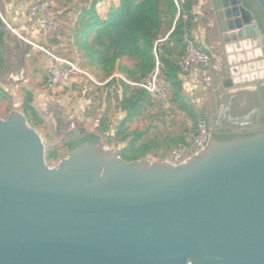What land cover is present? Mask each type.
<instances>
[{"label": "water", "instance_id": "1", "mask_svg": "<svg viewBox=\"0 0 264 264\" xmlns=\"http://www.w3.org/2000/svg\"><path fill=\"white\" fill-rule=\"evenodd\" d=\"M213 3L226 53L256 50L229 59L224 85L253 87L247 119L264 118V75L245 74L264 58V28L243 0ZM233 131L219 139L211 121L206 145L177 164L125 160L97 138L51 166L12 110L0 118V264H264V122Z\"/></svg>", "mask_w": 264, "mask_h": 264}, {"label": "rangeland", "instance_id": "2", "mask_svg": "<svg viewBox=\"0 0 264 264\" xmlns=\"http://www.w3.org/2000/svg\"><path fill=\"white\" fill-rule=\"evenodd\" d=\"M92 2L0 0V19L5 23L2 75L14 68L0 81V118L12 110L23 112L39 132L45 145L46 163L51 166L67 154L65 131L93 133L125 160L170 161L174 150L190 135L198 137L199 123L210 129L209 108H203L200 101L190 103L181 84L178 91L168 84L166 99L154 101L130 84L137 80L130 78L127 71L116 68L109 71L108 67L101 68L91 61L81 46V31L87 19L81 12L89 9ZM6 3L18 9L12 21L2 10ZM118 3L119 0H95L94 8L105 18ZM46 18L53 20V26L45 33L41 20ZM175 18L163 8V25L157 40L172 30ZM88 41L93 49H101L93 34ZM157 42L161 53L175 47ZM177 52L175 47L172 57ZM135 62L127 57L121 60L126 70ZM68 70L71 72L65 78L63 73ZM55 71L58 79H54ZM182 137L184 140L180 142Z\"/></svg>", "mask_w": 264, "mask_h": 264}, {"label": "trees", "instance_id": "3", "mask_svg": "<svg viewBox=\"0 0 264 264\" xmlns=\"http://www.w3.org/2000/svg\"><path fill=\"white\" fill-rule=\"evenodd\" d=\"M244 4L252 10L244 0ZM95 0L87 10H83L81 15L87 18L82 28L81 46L87 50L89 59L96 61L101 68L111 71L114 68L121 72L127 71L130 78L140 80L144 78L154 66V50L163 65V78L173 85L175 91L180 88L177 77L178 61L184 51L183 35L188 27V17L183 15L186 8L190 6V1L185 0H119L118 6L111 9L105 18H101L94 8ZM163 8H166L176 18L173 28L168 36L166 44L173 42V47L178 48L176 55L172 57V51L162 53L157 49V37L163 25ZM255 14V12L252 10ZM260 12V11H259ZM263 16V14L260 12ZM256 16V14H255ZM257 20V17H256ZM1 23V20H0ZM258 25H262L258 22ZM93 34L101 49H93L89 36ZM0 45H2V33H0ZM123 57L135 59L136 62L130 70H126L121 64ZM5 67V58L0 51V77ZM137 75V77H136ZM145 94L146 91L143 90ZM148 95V94H147ZM251 133H245L248 135ZM219 139H226L220 135H215ZM233 137V136H232ZM98 137L93 133H87L82 140H96ZM125 138V137H123ZM230 138V137H229ZM184 137L180 139L183 142ZM135 139L131 141L133 145ZM75 142L68 143L67 147L72 148ZM133 159V158H130Z\"/></svg>", "mask_w": 264, "mask_h": 264}, {"label": "crops", "instance_id": "4", "mask_svg": "<svg viewBox=\"0 0 264 264\" xmlns=\"http://www.w3.org/2000/svg\"><path fill=\"white\" fill-rule=\"evenodd\" d=\"M189 1L190 6L186 8V13L183 15L185 19L187 17L189 18L185 33H188L196 43L206 47L215 60L209 69H195L187 75L177 72V77L182 85V89L187 93L190 103L200 101L203 108H209L207 109L209 110V115L216 117L218 110L223 107V103L226 101L227 97L229 98V94L236 88L234 85H224V82L233 77L228 76V67L231 66L228 63L229 59L240 55L246 56V54L254 53L256 50L252 49L250 50L251 52L243 51L240 52V54L234 53L228 55L225 48L227 43L223 39L224 32H222L220 26L226 19L218 18L219 10L215 8L213 3L214 0ZM2 10L5 14L4 16H7L9 21L14 20L16 13H18L17 8L7 3L2 6ZM170 32L169 30L165 37L158 39V41L166 42ZM231 43L233 42H229V44ZM169 44H173V42ZM246 63L248 62L246 61ZM251 63H255V66L253 68L248 67L245 72L246 75H252V73H257L260 76L264 75V58H254ZM259 63H262V65ZM11 69L14 70V68L10 67L9 70L11 71ZM9 70L6 72L9 73ZM262 81L263 80H260V92L264 99V82ZM249 90L250 88L242 91L243 96L249 94ZM232 100L233 104L230 109L228 107V112L231 111L233 114H237L241 110H247L250 107L248 98L247 103H240L239 98Z\"/></svg>", "mask_w": 264, "mask_h": 264}, {"label": "built area", "instance_id": "5", "mask_svg": "<svg viewBox=\"0 0 264 264\" xmlns=\"http://www.w3.org/2000/svg\"><path fill=\"white\" fill-rule=\"evenodd\" d=\"M34 9V8H33ZM35 10V9H34ZM43 32H48L53 26V20L46 18L41 20ZM184 51L178 61V72L187 75L195 69H209L214 63V57L210 52L201 44L196 43L188 33L183 35ZM75 69L71 64H69ZM163 65L158 59L154 50V66L152 70L142 79L135 82H130L131 85L137 86L146 91L148 96L154 101H163L166 99L168 91V83L163 78ZM68 70L63 73L66 76L70 73ZM55 78L58 79V71L54 73ZM204 122V121H203ZM210 130L205 128L202 123H199L198 137L190 135L180 146L174 150V155L171 163L177 164L185 157H188L200 151L207 143Z\"/></svg>", "mask_w": 264, "mask_h": 264}, {"label": "flooded vegetation", "instance_id": "6", "mask_svg": "<svg viewBox=\"0 0 264 264\" xmlns=\"http://www.w3.org/2000/svg\"><path fill=\"white\" fill-rule=\"evenodd\" d=\"M245 2L255 12L256 16L254 13H253V15H254L255 19L257 17L258 22L262 25L261 28H264V16H262L260 14V12H259L258 8L256 7V5L254 4V2L252 0H245ZM257 20H256V22H257ZM0 33H2L1 28H0ZM1 46H3V45H0V51L3 52V50H1ZM18 72L19 71L17 69V73ZM2 74H3V72H2ZM4 74H7V73L5 72ZM262 82H264V80ZM249 88H250L249 94L243 96L242 91H244L245 89H249ZM237 98H239L240 103H247V98H248L250 107L247 110H241L237 114H233L231 111L228 112V110L231 108V105L233 104L232 99L235 100ZM228 107H229V109H228ZM258 107H259V101H258L256 90L253 87H244V88H239V89L235 88L229 94V98L227 97L226 101L223 103V107H221L218 110L217 116L214 117L212 115H209L210 127H211V121H213L214 126L217 130V135H220V136L226 137V138L235 136L238 133H235L233 130L239 126H250L252 124L264 122V118L262 116H259L256 119L255 114L252 115L250 117V119H247V116L250 114V112L253 109L258 108ZM62 128L66 129V126L63 125ZM86 134L87 133L80 134V133L74 132V131H65V134H64L65 143L68 144V143H72V142L74 143L75 142L76 144H78V143L84 142V141H91V140H82Z\"/></svg>", "mask_w": 264, "mask_h": 264}]
</instances>
